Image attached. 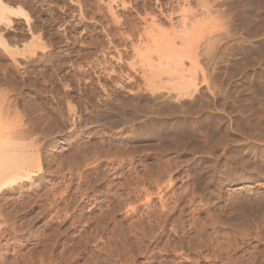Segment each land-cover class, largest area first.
I'll return each mask as SVG.
<instances>
[{"label":"rangeland","instance_id":"rangeland-1","mask_svg":"<svg viewBox=\"0 0 264 264\" xmlns=\"http://www.w3.org/2000/svg\"><path fill=\"white\" fill-rule=\"evenodd\" d=\"M107 1L1 0L0 125L34 157L0 264H264V0L153 30Z\"/></svg>","mask_w":264,"mask_h":264},{"label":"bare ground","instance_id":"bare-ground-1","mask_svg":"<svg viewBox=\"0 0 264 264\" xmlns=\"http://www.w3.org/2000/svg\"><path fill=\"white\" fill-rule=\"evenodd\" d=\"M200 1H201V5H200L201 9L197 8L198 10L196 9L193 12H191L192 9H190V7H189V4H190L191 0H169L168 2L166 0L165 3H163L162 0H153V3H154L153 5L154 6H151L149 4V1L148 0H108L107 1L108 3H106V4H108V10L110 11L111 15L114 16V17L117 16L115 18H117L119 20H122V19H121V16L119 17V15H116L115 14L116 11H118V10H116L117 8L121 9L122 12H125V13L134 12L135 15H137L139 17L141 15H144L145 16L144 19L146 17L148 19L150 18V20L148 22L149 23L148 29L153 30L154 29V26H156L159 22L161 23L163 20H166L167 19L168 21L172 22L173 21V18L176 15H179V16H177V17H179L177 19L178 20V24L179 23H182L183 24V22L185 21L186 16H187L186 13H188V12H191V15L192 16L193 15H196L198 12H200V13L208 12V9H209L208 8V4H210L209 3L210 0H200ZM173 3H175L176 5H179L181 8L176 11L174 9V7H173ZM9 15H11V16L12 15H15V16H17V15H23V14L19 10V8L18 9H13V8H11V7L3 4L1 2V0H0V25H2L4 23L6 25H8L6 21H8ZM141 17L143 18V16H141ZM24 18H26V17H24ZM148 19H147V21H148ZM24 21H26V19H24ZM147 21H146L145 26L147 25ZM175 22H177V21H175ZM24 23H26V22H24ZM173 24H174V22H173ZM26 25H27V23H26ZM2 26L5 27V25H2ZM183 28H184V26H183ZM197 29H198V26L196 27L195 25H193L190 28H188V27L184 28L183 34H181L183 36H181L182 38H180L179 40H181L182 42L185 41L184 42L185 44L182 43L181 41L180 42L183 45H186V42L189 43V41H187L188 39L186 40L185 37L187 38L188 36L190 37L191 35H194L195 36V34H197V32H198ZM146 30H147V28H146ZM147 32H150V31H147ZM149 34L151 35V32ZM3 43H1L2 46L4 45ZM179 46H181V45H179ZM188 46L191 47L190 45H188ZM4 47H6V45ZM6 48H9V47H6ZM9 49H11V48H9ZM191 49H192V47H191ZM194 50H195V47H194ZM167 51L171 52L173 50H171V51L170 50H167ZM190 51H192V50H190ZM4 52H5V50H4ZM184 52H185V50H184ZM9 53H11V52H8V54ZM177 54H179V53H177ZM177 54H175V55L177 56ZM12 56H13V52H12ZM159 56H161L159 58H162V55H159ZM170 56H172V54L169 55L168 57H170ZM178 56H179L178 58H180V59H178V61L180 62V60L182 59V53L180 55H178ZM168 57L166 56L165 59L167 60ZM173 58L174 57H172V59ZM170 60H171V57H170ZM172 61H173V63L172 62L171 63H172V65L174 64L175 68L178 67V66H179V68H181L183 66V63H182L183 60H182V62H180V63H182L181 66L179 65L180 63L177 62L176 59L175 60H172ZM168 62H170L169 59L167 60V63ZM167 63L165 61V65H164L165 66V69L166 68H169V66H168ZM161 64H164V62L163 63L161 62ZM182 68L179 69V70H183ZM176 71L177 70H175V72ZM181 73H182V71H181ZM4 128L5 127H3V126L0 125V190L3 189L5 186L11 185V184H13V183H15L17 181H24V180H26V178L28 177L27 169L31 166L32 161H33V157H34L33 156V153L30 152L31 151V148H33V147H31L32 145L29 146V145L23 144L24 142L23 143H20L19 141L17 142V140H16L17 137L14 139V137L17 135L16 134L17 132H8V131H6V128L5 129ZM20 138H22V137H20ZM18 140H19V136H18Z\"/></svg>","mask_w":264,"mask_h":264}]
</instances>
